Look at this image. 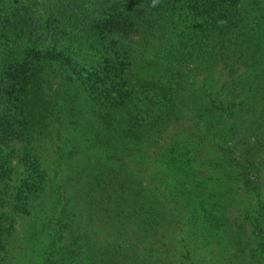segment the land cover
<instances>
[{"label":"trees","instance_id":"trees-1","mask_svg":"<svg viewBox=\"0 0 264 264\" xmlns=\"http://www.w3.org/2000/svg\"><path fill=\"white\" fill-rule=\"evenodd\" d=\"M111 36L154 39L166 75L138 73L140 61ZM97 54L102 61L89 66ZM217 86L226 91L224 101L212 97ZM61 112L77 132L69 151L77 184L71 206L63 181L61 196L49 199L40 162L43 140ZM239 117L246 124L239 140L263 148L264 0H0V252L12 251L16 216L24 220V241L45 264H124L88 244L94 225L128 237L121 254L131 253L134 264H151L147 257L160 254L170 225L160 201L125 173L122 158L137 156L143 145L166 144L167 131L196 119L218 132L225 119ZM227 133L234 135L229 126ZM10 142L23 144L25 175L7 194L1 183L13 174L12 157L3 156ZM180 149L171 144L162 159L177 179L192 162ZM246 160L238 172L243 185ZM257 206L261 218L264 208ZM254 235L264 258L257 219Z\"/></svg>","mask_w":264,"mask_h":264},{"label":"rangeland","instance_id":"rangeland-1","mask_svg":"<svg viewBox=\"0 0 264 264\" xmlns=\"http://www.w3.org/2000/svg\"><path fill=\"white\" fill-rule=\"evenodd\" d=\"M51 6V3H45V7ZM110 39L117 40V48L126 51L135 63L140 61L138 73L155 76L154 72L160 71L166 75L167 64L154 39L137 37L125 40L115 36ZM108 54L112 53L107 52L104 56ZM99 56L92 57L94 60L89 66L101 62ZM172 67L179 68L175 65ZM72 91L71 87L66 86V93ZM225 93L217 86L212 97L224 101ZM51 94H56L54 83L51 84ZM56 105L62 109L60 100ZM196 120L182 128L167 131L164 138L166 144L143 145L145 147L139 148L137 156L123 157L121 160L125 173L135 179L134 185L145 189L147 197L160 201L157 204L155 200L153 204L162 210L165 223L170 225L161 242L159 257H146L151 264H264L263 253L257 247L258 240L254 235L256 219L264 227V213L259 218L257 212L258 201L264 208V147L260 149L252 139L247 146L239 140L245 134L244 118L225 119L223 125H219L218 132H211L203 122ZM228 126L234 131L232 137L227 133ZM76 135L77 132L67 125L66 114L58 113L50 133L43 140L44 153L40 157L49 179V199L56 200L61 196L59 184L63 181V194L67 200L71 199L67 203L70 206L77 193L75 171L72 168L76 164L73 161L76 157L69 152ZM173 143H178L180 151L192 157L189 173L179 175L178 179L172 177L171 169L162 163L163 156ZM22 148L23 144L19 142L4 146L6 151L3 156L12 157L10 166L13 171L11 178L1 183L7 194L11 193L18 179L25 175V168L19 162ZM246 159L249 161L248 182L243 185L238 172L239 166L247 165ZM13 219L15 233L12 251L8 255L0 252V264H45L36 258L34 248H30L23 239V218L15 216ZM76 222H80L84 229L89 226L79 216ZM91 228L93 234H88V244L114 254L124 264H134L131 253L121 254L128 249L125 244L128 237L122 239L118 234H109L101 225ZM59 251L64 252V249Z\"/></svg>","mask_w":264,"mask_h":264}]
</instances>
